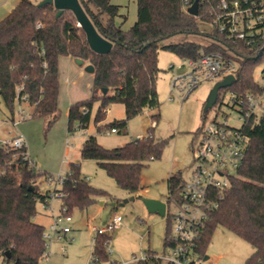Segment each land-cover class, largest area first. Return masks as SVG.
<instances>
[{
	"label": "trees",
	"instance_id": "1",
	"mask_svg": "<svg viewBox=\"0 0 264 264\" xmlns=\"http://www.w3.org/2000/svg\"><path fill=\"white\" fill-rule=\"evenodd\" d=\"M99 33L113 42L106 54L90 47L86 33L75 14L65 10L59 17L53 4L39 5L33 0H18L0 20V95L13 110L14 103L27 100L33 105V116L59 117L61 56H72L94 66L93 95L73 102L69 107V131L75 121L86 128L92 117L95 101H99L94 121L99 132L107 128L127 133L129 121L146 108H160L157 78L161 72V48L176 53L182 59L198 60L204 53L221 52L239 63L236 79L230 87L219 91V101L227 91L243 93L260 91L255 72L264 63V43L249 46L231 42L214 23L221 12L220 0H200L199 14L187 9L195 0H136L137 20L129 29L115 23L120 5L112 0H80ZM212 24L203 32L200 22ZM41 23V26L38 24ZM178 33H199L211 38L209 43L185 40L162 45L161 42ZM125 105V117L106 122L112 103ZM210 110V109H209ZM203 112V120L208 112ZM159 118L160 114L154 115ZM156 124L146 135L123 145L108 148L95 135H90L81 147L83 159H93L105 169L117 184L130 195L140 192L142 174L149 160L161 159L169 139L155 135ZM246 131L250 143L237 174L201 226L195 249L201 259L219 226L242 237L255 247L244 264H264V117L251 119ZM26 146L14 148L0 145V254L8 264H38L46 250L45 226L36 221L38 203L51 196L42 192L37 183L44 173L27 155ZM27 155V156H26ZM47 177V176H46ZM186 180L179 172L168 179L169 194L179 198ZM62 206L67 214L84 210L100 198L110 197L107 190L90 183L79 163H72L61 187ZM168 217L171 223V217ZM172 227H167L164 245H169ZM113 231H97L94 237L93 259L108 260ZM138 264H173L163 262L156 252L148 250Z\"/></svg>",
	"mask_w": 264,
	"mask_h": 264
},
{
	"label": "rangeland",
	"instance_id": "2",
	"mask_svg": "<svg viewBox=\"0 0 264 264\" xmlns=\"http://www.w3.org/2000/svg\"><path fill=\"white\" fill-rule=\"evenodd\" d=\"M112 2L120 5V14L116 16L115 23L121 25L123 29L131 28L137 20V1L112 0ZM200 28L203 32H209L212 24L201 21ZM185 40L209 43L211 38L199 33H178L163 40L161 44ZM158 61L162 69L157 78L160 108L148 107L141 114L133 117L128 123L127 133L111 132L110 128L102 132L97 130L94 116L99 101L94 102L89 125L82 128L79 122L75 121L72 130L69 131L70 99L81 97L82 100H87L93 95L94 76L86 69L87 73H84L83 77L78 79V83L72 86L74 90L67 92V83L62 84L60 111L56 121H52L54 118L52 116H33V106L18 100L11 110L0 95V138L12 139L22 134L27 138L29 154L45 175L37 179L42 192L46 188H53L47 184L48 177L57 174L66 176L71 164L79 163L82 174L92 185L110 193V197L98 200H105L106 203L101 207L97 203L95 206L98 207H95L94 211L77 209L73 212L72 221L67 223L71 231L67 237L56 239L49 246L48 256L42 261L43 264H138V260L143 258L148 250L155 251L159 256L168 253L164 239L167 227H172V222H169L167 216L149 211L144 198L167 200L168 179L172 174L180 172L185 180L190 179L196 165L193 149L200 139L199 130L207 126L217 113L219 119L224 118L223 113L234 119L238 116V112L226 105L228 98L224 95L223 102L218 101L209 110L208 117L203 120V109L207 97L218 79L201 80L199 85L189 93L174 91L171 89L173 79L187 73L189 65L176 53L164 48L159 51ZM263 65H259L255 72L256 80L260 83L263 81L261 73ZM158 114L160 117L155 118L154 115ZM124 117L125 105L121 102L112 103L108 109L106 122ZM154 119L158 120L155 128L156 137L169 139V141L161 159L148 161L149 165L143 170L140 192L135 195V199L123 203L131 195L122 189L115 179L98 165L97 161L81 159L80 149L86 138L92 134L105 147L113 148L123 145L146 135L148 129L154 125ZM68 148H70L69 153ZM53 205L55 207L60 205L58 198L53 200ZM38 210L37 220L46 221L47 219L40 214L43 210L41 202L38 203ZM175 210V206L169 207L170 212ZM116 213L122 215L123 220L113 231L109 244V258L95 262L93 259L94 237L98 230L92 229V226L105 227ZM89 215L92 221L88 219ZM171 234H173L172 230ZM254 251L255 247L248 241L226 227L219 226L208 247V258H203L199 264H244Z\"/></svg>",
	"mask_w": 264,
	"mask_h": 264
},
{
	"label": "built area",
	"instance_id": "3",
	"mask_svg": "<svg viewBox=\"0 0 264 264\" xmlns=\"http://www.w3.org/2000/svg\"><path fill=\"white\" fill-rule=\"evenodd\" d=\"M219 7L221 12L214 19V23L225 33L228 41H242L249 46L264 43V0H220ZM38 25L41 26V23ZM185 62L189 65V71L175 77L171 84L172 90L182 93H189L201 80H222L231 74L236 76L239 66L237 61L225 57L221 52L204 53L198 60L185 59ZM261 73L263 81L259 82L260 91L226 92V105L238 112L236 118H230L228 114L223 113L224 118L219 119L217 113L207 126L199 130L200 139L193 149L195 168L190 179L186 180L180 197L173 196L171 202H167L166 215L171 217L173 234L170 235L169 245L166 247L168 253L161 256L156 254L163 262L199 264L202 260L195 249L201 226L209 213L218 207L217 197L223 196L224 190L230 185V179L237 174L243 163L250 143L246 131L248 122L264 117V65ZM153 124L155 125L156 121H153ZM110 131L117 130L111 128ZM0 145L14 148L26 146L23 135L10 140L0 138ZM64 179L65 176L60 174L48 177L47 184L53 188L49 189L51 196L42 204L44 208L52 210L53 200L61 198L62 193L56 190L61 187ZM171 205L176 207L173 212L169 211ZM65 210L66 208L61 206L49 227L45 228L43 237L46 250L38 264H43L52 242L66 237L71 231L67 223L72 220V215L67 214ZM122 220V215L116 213L105 227H95V230L114 231ZM0 264H8L2 254Z\"/></svg>",
	"mask_w": 264,
	"mask_h": 264
},
{
	"label": "water",
	"instance_id": "4",
	"mask_svg": "<svg viewBox=\"0 0 264 264\" xmlns=\"http://www.w3.org/2000/svg\"><path fill=\"white\" fill-rule=\"evenodd\" d=\"M53 4L55 8L58 9L57 16L59 17L65 10H71L77 20L78 24L82 26L84 29L88 43L93 51L99 54H106L111 51L113 47V42L103 37L99 31L97 30L96 26L94 25L93 21L83 8L80 0H42L39 2V5L44 4ZM199 6H200V0H195L193 4H191L187 11L197 16L199 14ZM80 61H84V59L77 58ZM89 70L94 72V66L92 64L89 65ZM236 76L231 74L226 76L222 80H218L212 89L209 92V95L207 97L203 112H207L209 109L214 107L219 98V91L222 88L230 87L233 82L235 81ZM135 195H131L128 199H125V202L129 200H134ZM144 202L151 212H158L159 214L165 216L166 215V208H167V201L162 200L159 198H144ZM122 203V205H123ZM115 205V203H113Z\"/></svg>",
	"mask_w": 264,
	"mask_h": 264
},
{
	"label": "crops",
	"instance_id": "5",
	"mask_svg": "<svg viewBox=\"0 0 264 264\" xmlns=\"http://www.w3.org/2000/svg\"><path fill=\"white\" fill-rule=\"evenodd\" d=\"M17 2H18V0H0V20L3 17H5L11 11V9L17 4ZM89 65H90V63L88 61L84 60L82 62V61H80L77 58H74L72 56H61L60 57V60H59V72H60V96H59V102H60V98H61V92H62V87L61 86H62V84H64L66 82L67 85H68V89L66 88L67 89V92H70V90L72 91V89H73L72 86H75L78 83V79L81 78V77H83L84 73H87L86 70L89 73H91L92 76H94V72H92L91 70H89ZM78 94H80V92ZM73 98L74 99H70L71 100L70 101V105L73 102L82 100L81 97H73ZM20 102H26L29 105H31L25 99L22 100V101H20ZM31 106H33V105H31ZM68 123H69V118H68ZM16 136H18V135H16ZM16 136H14V137H16ZM14 137H12V139ZM23 137L25 138V145H26V148H27V151H28V154H29V150H28V140H27V138L25 136H23ZM6 140H10V139L9 138H6ZM69 151H70V148L67 149V152L68 153H69ZM80 157H81V159H83L82 156H81V149H80ZM47 190H49V189L46 188V190L44 192H46ZM58 200L60 202V205L58 207H55L53 205L52 210L46 209V208L43 207L42 213L40 212V214H42L41 216L47 219L46 221L43 222V221L37 220L36 217L38 216L39 213L35 217V220L38 221V222H40V223H42L46 228H48L49 225H50V223L53 221L54 215L55 214H58L59 211H60V209H61L62 200H61V198H58ZM162 200H164V199H162ZM97 203H98L99 207H101L103 204L106 203V201L105 200L97 201L95 204H93L92 206H90L89 208L84 209V210H93L94 211L96 209L95 207H98V206H95V205H97ZM84 210H82V211H84ZM88 219H91V221H92V218H91L90 215H89V218ZM95 227H96V225H93L92 226V229H95ZM54 241H56V240H54ZM54 241L52 243H54ZM206 258H208V257H206Z\"/></svg>",
	"mask_w": 264,
	"mask_h": 264
}]
</instances>
